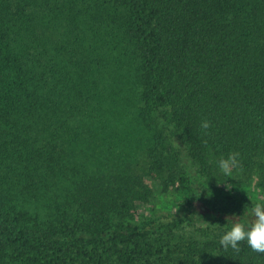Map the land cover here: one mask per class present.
Listing matches in <instances>:
<instances>
[{
	"label": "trees",
	"instance_id": "1",
	"mask_svg": "<svg viewBox=\"0 0 264 264\" xmlns=\"http://www.w3.org/2000/svg\"><path fill=\"white\" fill-rule=\"evenodd\" d=\"M251 180L264 198V0H0V264H167L151 236L250 220ZM220 238L174 264H264Z\"/></svg>",
	"mask_w": 264,
	"mask_h": 264
},
{
	"label": "rangeland",
	"instance_id": "2",
	"mask_svg": "<svg viewBox=\"0 0 264 264\" xmlns=\"http://www.w3.org/2000/svg\"><path fill=\"white\" fill-rule=\"evenodd\" d=\"M164 132L169 136L173 144L182 151L184 162L192 164L186 149L177 135H172V132L169 130ZM132 164L137 172H142L146 164L143 155H138V157L133 160ZM192 167L195 166L192 164ZM233 190L232 193L239 199L254 200L258 197L253 180L236 186ZM174 198V196L160 197L152 207L149 204L146 205V209H141L137 216H135L134 223L147 221V215L151 213L153 215V210L155 209L159 213L167 211L172 207L171 202ZM228 229L229 228H220L219 226L209 225L193 219H185L161 228L157 233L151 236V239L162 248L167 259V264H174L182 259V249H184L185 244L189 240H205L214 236H222Z\"/></svg>",
	"mask_w": 264,
	"mask_h": 264
},
{
	"label": "clouds",
	"instance_id": "3",
	"mask_svg": "<svg viewBox=\"0 0 264 264\" xmlns=\"http://www.w3.org/2000/svg\"><path fill=\"white\" fill-rule=\"evenodd\" d=\"M211 126V122L206 119L200 124L205 133ZM240 155L239 152L233 151L219 159L218 167L224 175L231 177L234 169L242 166ZM252 201L250 213L247 208L244 213V216L250 214L251 219L234 221L221 236L219 243L225 250L231 248L239 251L241 243L246 242L253 252L264 254V198Z\"/></svg>",
	"mask_w": 264,
	"mask_h": 264
}]
</instances>
